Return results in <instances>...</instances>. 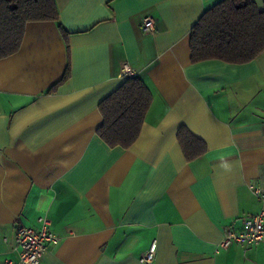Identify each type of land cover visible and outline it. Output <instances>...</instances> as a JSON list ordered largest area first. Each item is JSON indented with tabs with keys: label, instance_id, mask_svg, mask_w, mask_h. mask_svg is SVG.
Returning a JSON list of instances; mask_svg holds the SVG:
<instances>
[{
	"label": "crops",
	"instance_id": "crops-1",
	"mask_svg": "<svg viewBox=\"0 0 264 264\" xmlns=\"http://www.w3.org/2000/svg\"><path fill=\"white\" fill-rule=\"evenodd\" d=\"M54 1L68 55L57 24L39 22L0 60V264L18 263L15 226L38 229L40 217L60 237L42 264H142L153 240L152 264H264V240L216 251L258 212L249 185L264 189V52L190 62L192 27L223 0ZM123 65L152 95L128 149L96 134ZM181 128L203 155L186 160Z\"/></svg>",
	"mask_w": 264,
	"mask_h": 264
},
{
	"label": "trees",
	"instance_id": "trees-1",
	"mask_svg": "<svg viewBox=\"0 0 264 264\" xmlns=\"http://www.w3.org/2000/svg\"><path fill=\"white\" fill-rule=\"evenodd\" d=\"M39 22L57 24L68 55L67 33L58 22L54 0H0V60L19 51L27 24ZM189 51L192 64L208 60L237 65L251 62L264 52V7L260 10L251 0L221 1L192 27ZM68 76L67 63L61 79L47 93H53ZM151 101L152 95L140 78L126 79L99 103L102 122L97 136L110 148H130L140 135ZM177 140L187 161L206 151L205 144L187 129L178 131Z\"/></svg>",
	"mask_w": 264,
	"mask_h": 264
},
{
	"label": "built area",
	"instance_id": "built-area-1",
	"mask_svg": "<svg viewBox=\"0 0 264 264\" xmlns=\"http://www.w3.org/2000/svg\"><path fill=\"white\" fill-rule=\"evenodd\" d=\"M143 33L151 35L155 31V21L152 16H146L141 21ZM120 77L124 80L136 77V73L123 65ZM258 204V212L242 221V229L229 228L224 232L216 251L226 250L233 244H239L245 249L264 240V189L259 185H249ZM39 228L33 229L22 225L15 226V245L18 249L17 264H42V257L50 245H56L60 237L50 230V220L47 217L38 219ZM157 251V242L153 240L149 249L142 255V264H152ZM10 264V263H6Z\"/></svg>",
	"mask_w": 264,
	"mask_h": 264
}]
</instances>
